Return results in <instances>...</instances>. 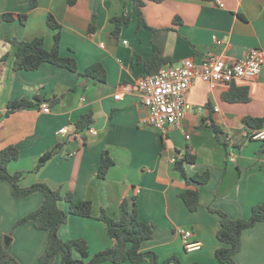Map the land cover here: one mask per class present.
Here are the masks:
<instances>
[{"label": "crops", "instance_id": "0c3cea01", "mask_svg": "<svg viewBox=\"0 0 264 264\" xmlns=\"http://www.w3.org/2000/svg\"><path fill=\"white\" fill-rule=\"evenodd\" d=\"M141 1L142 22L132 0H75L73 4L37 0L34 8H29V0H0V149L11 144L18 148L19 157L7 169L23 172L22 186L44 182L63 193L70 191L75 201L92 202L90 217L69 214L58 229L62 240L85 239L89 255L113 245L97 218L101 210L118 219L121 201L136 195L139 219L154 226L153 237L143 241L140 249L155 252L157 264L171 256L179 264H226L215 257L220 246L219 215L209 208L236 219L247 217L252 206L264 202V140L251 139L253 131L264 130V123L252 129L244 121L264 116V64L256 78L235 79L226 86L195 79L185 94L193 109L165 134L146 122L148 111L133 83L149 74L144 61L153 56L151 28H169L163 64L178 65L185 58L199 63L209 54L233 61L251 48H264V0H220L222 6L215 0ZM3 13H25L26 19L24 23L3 20ZM48 13L60 25V54L73 56L78 71L100 62L106 72L104 82L85 81L77 72L49 62L35 70L12 69L14 48L8 39L42 36L44 47L51 48L54 31L46 24ZM122 15L129 21L114 34L111 18ZM230 86L246 87L249 99L226 100ZM116 94L120 98L115 99ZM36 97L43 101L6 114L10 101L35 102ZM42 103L49 104L48 111L41 110ZM88 112L95 134L87 127L75 130L77 120ZM63 126L65 134L59 133ZM57 145L60 152L33 171L40 155ZM103 151L114 163L100 178L97 170ZM185 154L193 159L183 163L187 174L209 175L198 186L196 211H189L179 196L187 185L171 161ZM42 198L40 192L15 198L10 184L0 180V237ZM60 207L68 211L66 202H60ZM179 229L191 230L192 240L200 241L201 248L186 251ZM46 242L47 231L20 225L12 231L11 254L19 264H38ZM73 256L80 257L77 252ZM234 260L264 264V223L242 231ZM51 264H59V257Z\"/></svg>", "mask_w": 264, "mask_h": 264}, {"label": "trees", "instance_id": "16d2710c", "mask_svg": "<svg viewBox=\"0 0 264 264\" xmlns=\"http://www.w3.org/2000/svg\"><path fill=\"white\" fill-rule=\"evenodd\" d=\"M137 7L140 21L142 22L141 0H132ZM68 4H73L75 0H67ZM37 0H29V8H34ZM3 20H19L24 23L25 13H3ZM111 21L115 25L113 33L115 34L122 24H127L129 17L126 15L112 17ZM46 24L51 28L53 33V44L50 49L44 47L42 36L34 37L31 40H19L17 38L8 39L14 48V58L12 63L13 70H35L41 63L49 62L59 67L66 68L70 71L77 72L78 76L85 81L104 82L106 72L100 62L90 64L84 71H78L76 60L73 56H62L59 52L60 25L52 14L46 16ZM169 28H151L153 56L150 60L144 61L146 70L149 74H154L159 67L166 62L163 55L165 43V34ZM7 54L1 57L6 60ZM35 102L26 99H15L8 103L6 114L15 110L31 107L43 101L42 98L36 97ZM226 100L235 102H245L249 99L246 87L234 88L224 94ZM56 101V98L50 100V103ZM49 107V104H48ZM245 123L252 129H259L264 123V116L260 118L247 117ZM92 122V114L84 113L76 122L75 130L82 131ZM216 130V128H215ZM61 145L48 150L40 155L33 171L38 170L49 158L59 153ZM19 157V150L14 145H7L0 149V180L7 181L11 186L12 195L15 198L26 197L33 192H40L43 196L41 203L33 210L16 219L9 232L0 237V264H19L18 260L11 254L10 244L6 246L3 241L5 235H12V231L23 224H31L34 228L47 231V242L43 252L38 257V264H51L58 256L59 264H102L109 261L113 263H122L125 261L140 263L146 261V264H157V254L153 251H141V243L151 239L154 235V226L151 223L139 219L136 206V195L124 198L120 205V216L118 219L109 217L102 209L97 217L105 225V230L113 240L111 247L99 250L89 255L87 242L83 238H73L62 240L58 235L59 227L66 223L68 215H79L90 217L92 202L90 200L73 199L72 193L66 191L63 193L60 187L52 188L44 182L32 183L27 186L20 184L23 178V172L11 173L7 169V164ZM193 162V159L185 154L182 158L176 159L174 165L187 185V188L179 193L185 206L189 211H196L200 206L198 186L208 179V172L201 174H187L184 170V162ZM114 163L107 151H103L97 175L104 178L109 167ZM68 204V211L60 207V202ZM210 210L219 215V228L216 231V238L220 246L215 250V257L221 263L236 264L235 254L241 247V233L246 228L252 227L257 223H264V202L251 207L250 213L244 218H230L221 210ZM74 252L80 257L75 258ZM179 264L176 257H168L163 264ZM197 264V263H190Z\"/></svg>", "mask_w": 264, "mask_h": 264}, {"label": "built area", "instance_id": "2783aa9c", "mask_svg": "<svg viewBox=\"0 0 264 264\" xmlns=\"http://www.w3.org/2000/svg\"><path fill=\"white\" fill-rule=\"evenodd\" d=\"M215 2L222 6L220 0H215ZM122 42L126 44L125 40ZM263 64L264 48H251L244 57L233 61H226L212 54L205 56L199 63H195L192 58H185L178 65L163 64L156 73L136 78L133 87L148 111L146 122L165 134L171 126L180 125L187 112L193 109L186 100L185 94L195 79L200 78L210 83L226 86L235 79L256 78ZM124 87L130 88L129 85ZM114 98L118 99L120 95L116 94ZM41 110L48 111V104L42 103ZM86 131L90 134L96 133L91 125L86 128ZM59 133H67V127H61ZM251 139L264 140V130L253 131ZM171 161L175 162V158ZM178 233L186 251L201 248L200 241L192 240L191 230L179 229Z\"/></svg>", "mask_w": 264, "mask_h": 264}, {"label": "water", "instance_id": "95a60500", "mask_svg": "<svg viewBox=\"0 0 264 264\" xmlns=\"http://www.w3.org/2000/svg\"><path fill=\"white\" fill-rule=\"evenodd\" d=\"M3 241H4V244H5L6 246H8V245L10 244V242H11V237L5 235V236L3 237Z\"/></svg>", "mask_w": 264, "mask_h": 264}]
</instances>
